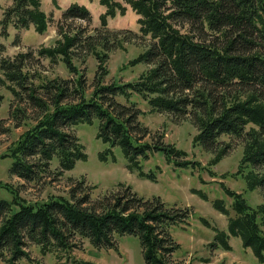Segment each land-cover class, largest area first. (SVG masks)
<instances>
[{
  "label": "trees",
  "instance_id": "obj_1",
  "mask_svg": "<svg viewBox=\"0 0 264 264\" xmlns=\"http://www.w3.org/2000/svg\"><path fill=\"white\" fill-rule=\"evenodd\" d=\"M98 1L106 9L100 16L104 29L110 18L125 14L124 4L140 15V32L149 36L153 45L134 64L146 63L154 69L138 82L103 85L107 74L103 64L108 59L105 50L110 49L106 42L95 44H103V50L97 51L102 73L96 75L95 91L87 99L82 77L72 86L67 80L54 79L33 88L28 85L31 75L26 70L30 53L13 60L1 58L0 84L10 83L15 99L40 113L37 122L5 155L14 159L10 175L29 183L40 181L55 159L59 163L57 176L73 170L87 155L68 129L98 121L97 137L112 148L120 147L130 168L141 178L154 180L142 171L141 160H147L150 152L168 160L182 157L183 152L171 145L153 147L143 142L150 132L139 121L141 111L134 103L126 106L116 100L139 95L150 98L153 110L192 117L199 130L196 144L208 152L221 151L220 159L230 147L220 148L223 136L243 140L241 174L249 187L264 189V0ZM40 7L41 0H15L0 22L2 35L8 34L10 25L27 28L32 23L37 31L46 30L47 15ZM64 18L89 21L90 13L85 6L73 3ZM89 40L76 35L62 45L59 52L68 69L75 67L67 49ZM3 51L0 45V56ZM39 53L50 55L48 51ZM40 90L44 96L38 94ZM76 96L78 102H67ZM3 100L0 95V105ZM22 114L21 107L13 112L19 121L17 127L26 122L21 125ZM250 123L258 129L248 131ZM247 169L249 173H245ZM10 192L11 201L0 198V262L6 264L31 258L26 251L28 241L41 247L45 255L76 249L77 239L88 240L97 249H116L114 235L138 237L146 264H169L166 256L179 248L170 228L192 215L190 210L167 207L160 198L146 200L131 187L91 204L92 195L84 181L78 182L69 196H51L42 203H28ZM213 206L224 215L230 214L220 201ZM234 206L239 215L230 218L229 232L240 237L244 247L264 264V233L259 226L264 224V206L254 210L240 195L234 196ZM215 241L219 248L230 249L227 233H219ZM214 243L211 246H216Z\"/></svg>",
  "mask_w": 264,
  "mask_h": 264
},
{
  "label": "rangeland",
  "instance_id": "obj_2",
  "mask_svg": "<svg viewBox=\"0 0 264 264\" xmlns=\"http://www.w3.org/2000/svg\"><path fill=\"white\" fill-rule=\"evenodd\" d=\"M14 1L0 0V22L5 10ZM73 3L89 10V21L64 18L65 12ZM124 5L125 14L118 13L110 18L108 28L104 29L100 16L106 9L98 0H41L40 9L47 15L46 30L39 32L32 23L27 28L10 25L8 34L4 37L0 25V45L4 47L0 59L13 60L30 53L31 58L27 61L26 68L31 75L29 87L38 88L45 81L54 79L67 80L72 86L75 80L82 77L83 91L89 99L95 91V77L102 73L98 70L100 62L97 51L103 50V44H95L106 42L110 50H105L108 59L103 64L107 71L103 85L138 82L154 69V65H136L134 61L151 48L153 40L141 34L138 23L140 15L130 6ZM76 35H80L81 39L91 40L67 49L75 67L73 71L65 65L59 50H62V45H66L68 39ZM41 51H48L52 56L41 55ZM0 78L3 79L1 72ZM10 87L12 85L8 82L0 84V95L4 99L0 105L1 199L11 201L13 195L10 191H14L15 195L28 203H42L51 196H69L71 189L78 182L84 181L86 189L92 195L91 204H94L104 200L106 196L121 193L125 187H131L146 200L160 198L173 210L184 209L192 213L186 222L170 228V234L179 248L174 254L166 256L167 263L261 264L253 251L244 247L242 239L233 236L228 230L230 218H237L239 215L234 210L235 195L242 196L254 210L264 206V189L249 187L241 174L245 148L243 140L223 136L220 148L230 147L220 159L221 151L208 152L196 144L199 130L192 117L182 118L153 110L150 98L139 95H133L131 100L118 97L116 100L119 103L126 106L134 103L141 111L139 121L150 132L143 142L153 147H162L163 144L174 146L183 152L182 157L174 156L175 158L168 160L158 152H150L149 158L141 160V164L142 171L151 174L154 180L141 178L138 171L130 168L129 159L120 147L112 148L97 137L99 123L96 121L68 129L83 145L86 159L78 161L73 170L64 172L61 177L56 175L59 163L55 159L50 172L42 180L29 183L10 175L14 159L5 155L10 154L23 134L37 122L40 113L36 107L28 109L26 103L15 99ZM22 92L24 95L27 93ZM38 94L44 96L42 90ZM78 101L77 96L67 100L68 103ZM19 107L25 113L21 116L24 119L21 125L26 122L17 127L19 121L14 118L13 112ZM257 129L258 126L254 123L247 127L248 131ZM247 172L249 173V169L245 170ZM215 201L224 203L230 214L227 216L217 211L213 206ZM259 226L264 233V224L259 223ZM223 232L228 235V250L219 248L215 241L218 234ZM114 243L116 249H97L88 240L77 239L76 249L57 250L44 255L41 247L28 241L26 251L31 258L23 259L18 264H146L138 237L114 235ZM212 243L217 247L211 246Z\"/></svg>",
  "mask_w": 264,
  "mask_h": 264
}]
</instances>
